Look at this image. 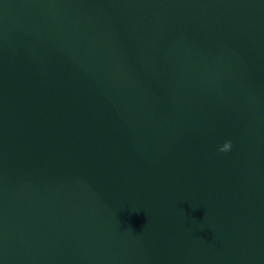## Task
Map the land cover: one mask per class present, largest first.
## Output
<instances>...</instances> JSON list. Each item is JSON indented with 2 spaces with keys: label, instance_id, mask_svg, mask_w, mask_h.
Returning a JSON list of instances; mask_svg holds the SVG:
<instances>
[{
  "label": "water",
  "instance_id": "95a60500",
  "mask_svg": "<svg viewBox=\"0 0 264 264\" xmlns=\"http://www.w3.org/2000/svg\"><path fill=\"white\" fill-rule=\"evenodd\" d=\"M0 264H264V0H0Z\"/></svg>",
  "mask_w": 264,
  "mask_h": 264
},
{
  "label": "clouds",
  "instance_id": "9594fccd",
  "mask_svg": "<svg viewBox=\"0 0 264 264\" xmlns=\"http://www.w3.org/2000/svg\"><path fill=\"white\" fill-rule=\"evenodd\" d=\"M231 148H232V143H231V141H227V142L225 143L224 147L221 149V151H223V152H228V151L231 150Z\"/></svg>",
  "mask_w": 264,
  "mask_h": 264
}]
</instances>
